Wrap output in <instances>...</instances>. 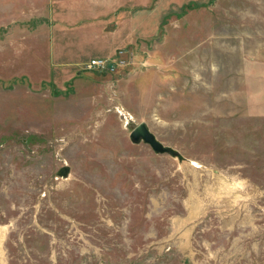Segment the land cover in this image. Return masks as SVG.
Listing matches in <instances>:
<instances>
[{
  "label": "rangeland",
  "instance_id": "374dc122",
  "mask_svg": "<svg viewBox=\"0 0 264 264\" xmlns=\"http://www.w3.org/2000/svg\"><path fill=\"white\" fill-rule=\"evenodd\" d=\"M154 1L0 0V264H264V0Z\"/></svg>",
  "mask_w": 264,
  "mask_h": 264
},
{
  "label": "water",
  "instance_id": "95a60500",
  "mask_svg": "<svg viewBox=\"0 0 264 264\" xmlns=\"http://www.w3.org/2000/svg\"><path fill=\"white\" fill-rule=\"evenodd\" d=\"M129 138L134 143L143 141L145 144L149 145L156 154H168L171 157H175L180 160L183 159V157L176 150L163 145L149 130L148 126L144 122L139 123L132 129L129 134Z\"/></svg>",
  "mask_w": 264,
  "mask_h": 264
},
{
  "label": "crops",
  "instance_id": "0c3cea01",
  "mask_svg": "<svg viewBox=\"0 0 264 264\" xmlns=\"http://www.w3.org/2000/svg\"><path fill=\"white\" fill-rule=\"evenodd\" d=\"M157 1L158 0H155L154 3H156ZM159 8L160 7H158V5L153 4L145 10L139 11V9H137L138 12H134V10L132 8H130L129 11H125L126 8H124V11H122L120 9V7H118L117 10L119 9V11L116 10V12H118V13L124 12V16H125L124 18L125 19H123V21H127V19H129L128 30L125 31V35L122 38L123 40H120V39L119 40L122 43L123 42L127 43V42H130L132 40V38L137 37L138 35L140 36V33H142L143 31L139 27L141 26L142 23H145V22H143L144 19H142L141 14L153 13L156 15H160L161 9H159ZM127 14H128V16H127ZM118 25H119V30L122 31V26L120 25V23H118ZM138 28H139V30H138Z\"/></svg>",
  "mask_w": 264,
  "mask_h": 264
},
{
  "label": "built area",
  "instance_id": "2783aa9c",
  "mask_svg": "<svg viewBox=\"0 0 264 264\" xmlns=\"http://www.w3.org/2000/svg\"><path fill=\"white\" fill-rule=\"evenodd\" d=\"M122 61V59L121 60H119V63ZM106 66H107V64H106V60H104V59H94V60H91L88 64H87V66H86V68L87 69H92V68H95L96 70H104L105 68H106ZM111 66H114V65H111ZM110 68H112V67H110Z\"/></svg>",
  "mask_w": 264,
  "mask_h": 264
}]
</instances>
